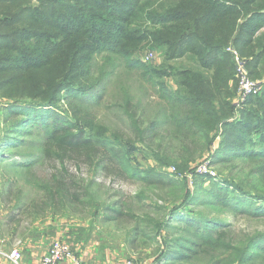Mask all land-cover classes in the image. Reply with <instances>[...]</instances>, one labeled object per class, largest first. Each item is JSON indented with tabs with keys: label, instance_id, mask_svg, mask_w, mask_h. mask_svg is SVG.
Masks as SVG:
<instances>
[{
	"label": "trees",
	"instance_id": "16d2710c",
	"mask_svg": "<svg viewBox=\"0 0 264 264\" xmlns=\"http://www.w3.org/2000/svg\"><path fill=\"white\" fill-rule=\"evenodd\" d=\"M153 3L154 0H0V99L6 100L1 106V118L9 125L0 138V166L7 165L6 172L0 169L1 175L5 173L0 190L4 206L16 200L13 212L37 218H42L38 205L44 206V211L61 209L73 214L85 204L89 206L84 208L86 211L94 209L92 182L73 174L68 168L71 162L76 163L78 171L85 165L90 176L125 172L148 187L176 189L183 202L189 199L187 180L155 168L133 166L130 155L137 150L134 140L110 135L92 111L103 104L116 62L145 66L133 56L141 51L144 41L153 40L168 48L169 60L191 51L200 64V72L174 73L175 90L162 89L165 84L159 83L165 93L161 99L165 101V116H161L181 133L185 151L191 149L190 157L178 159L181 163L159 155H154L155 160L165 166L175 164L177 171L184 173L221 137L218 150L211 154L213 163L230 165L242 161L246 171L238 176L233 189L212 182L211 189H203V198L193 196L187 204L204 203L220 214L227 211L250 220L264 219V86L261 96L247 99L241 120H232L236 116L232 100L237 98L238 82L236 66L227 51L233 45L242 55H250V75L253 79L262 77L264 33L256 35L264 28V0H180L164 13L152 10ZM143 15L151 27L145 36L140 26ZM98 56L110 59L111 72L95 75ZM42 72L46 75L33 82L32 76ZM27 75L29 82L24 79ZM133 97L124 95L122 109L143 140L146 132L160 123H139ZM27 129L35 130L39 138L37 142H25L29 157L18 153L27 157L20 162L6 158L8 152L14 153L12 149L24 147L21 145ZM34 148L40 150L36 162L31 161L36 156L31 152ZM10 159L12 164L7 163ZM40 164L47 165L50 171L44 184L33 183L42 192L40 200L28 202L20 196L15 199L13 194L21 186L22 175ZM10 170L17 172L18 179L9 177ZM196 182L204 183L206 179L197 176ZM112 211L113 221L124 219L120 208ZM176 211L171 218L185 225L181 231L184 238H174L176 226H168L171 234L164 241L173 245L172 254L166 251L169 261L264 264V237L254 236L239 246H231L223 240V229L229 224L190 216L194 212ZM150 220L154 231L155 223ZM204 247L213 250L211 256L201 251Z\"/></svg>",
	"mask_w": 264,
	"mask_h": 264
},
{
	"label": "rangeland",
	"instance_id": "374dc122",
	"mask_svg": "<svg viewBox=\"0 0 264 264\" xmlns=\"http://www.w3.org/2000/svg\"><path fill=\"white\" fill-rule=\"evenodd\" d=\"M179 1L154 0L151 9L163 12L169 5L178 3ZM32 4L36 5L37 2H33ZM150 11L149 9L145 10V12ZM140 26L144 32V36L149 34L151 28L150 23L145 21L144 15L141 17ZM263 33L264 28L257 33L256 37ZM140 47H142L140 49L141 51L134 54L133 58L145 66H131L127 61L126 64L124 62H116L115 73L110 77L111 83H107L108 87L103 104L101 107H94L92 109L94 115L98 117L99 124L107 127L110 135L115 133L126 139H131V141L134 140L133 145L137 150L133 151L130 155L133 166L139 169L155 168L171 175L176 174L181 180H187L190 191L189 199L193 196H197L200 199L203 198V189H211L212 182L220 187L233 189L239 180L238 176L246 170L243 169L244 165L242 161H237L230 165H215L213 163L211 154L218 150L221 137L215 140L210 152H205L196 158L195 162L184 173H179L175 164L165 166L155 160L156 157L154 155H159L168 161L181 163L178 159L190 157L191 149L189 152L185 151L181 133H178L173 128L174 126L172 127V124L169 125L166 122L167 119L162 117L165 116V111L162 107L165 101H161V99L165 96V93H162L161 90H175L176 80L174 73L182 72L183 70L200 72V64L193 59L191 51L185 53L180 58H171L169 60L167 54L168 48L165 45L156 44L153 40L151 42L149 40L144 41ZM151 51L154 53L155 60L153 62H146L144 57ZM227 51L231 54L232 61L236 66L235 77L238 82V94L237 98H234L232 101L237 109L235 110L236 116L232 120L237 121L241 120V112L245 107L247 99L251 95H257L249 94L247 97L239 100L238 95L241 80L239 82V77H237V62L239 67L242 66L247 71L246 78L251 82L259 84V90L261 92L258 95L260 96L263 94L264 74L259 79H253L247 66L251 56L242 55L233 45H230ZM249 51L252 52V49H249ZM108 60L110 59L106 56L96 57V76L113 70ZM45 75V72L34 74L32 81L39 82ZM24 79L26 82H29L31 78L27 75ZM159 83H164L165 88L160 89ZM233 84L235 83L231 82V85ZM126 93L132 97L134 96L135 101L133 105L138 108L136 111L139 123H144L145 125L154 121L160 123L156 129L152 128L147 131L143 140H140V135L130 126L128 116L122 109L124 95ZM1 97L2 94H0ZM4 103H6V100L0 99V138L4 137L5 131L9 126L1 118V106ZM130 107L132 108V104ZM160 110H162V114H159ZM36 135L35 130L27 129V132L24 134L25 139L23 138L25 140L24 145L21 143V146L24 147L21 149H12L11 152H14L12 155H9L7 151L6 158L10 156L12 157V161H25L29 157L25 151L28 150L25 142H37L39 138ZM31 152L36 155L34 158H31V161L36 162L40 150L34 148ZM18 153L25 154L27 157L20 156ZM11 159L7 162L8 164H12ZM6 166L1 165V171L4 170L6 172ZM68 168L73 174H79L85 179L89 178V181L92 182L90 184V193H92V197L93 195L95 197V201L92 203V206L95 205L94 209L86 211L84 208H88L89 206L85 204L81 205L78 211L73 214L62 211L61 209H58V212H54L48 208L44 211V206L38 205L37 212L40 213V217L42 218H37L29 214L13 212L12 210L16 205V200H14L11 206H9L10 203L4 206L3 203L5 202H1L0 199L1 242L4 241L3 243H5V239L9 241V244H15L20 241L22 246V240H24L22 233L32 227L35 222H40L41 224L54 222L56 225H60L54 237L57 235L60 236L54 239L67 241L72 246H113V249L119 255L124 254V261L133 260L137 264H176V262L168 260L169 256L166 253L167 250L171 253L173 245L171 246L170 243L164 241V237H168L171 234L169 233L171 230H168L169 225L176 226L172 231L174 233L173 236H175L174 238H184V234L181 231L184 230L185 225L175 223L177 221L171 218L174 210L181 213L194 212L190 216L203 217L207 221L217 220V222L229 224V226H225L223 229L225 231L223 232V240H225V244H230L231 246H239L243 241L248 242V239L254 236L264 237V219L250 220L246 216H235L227 211L221 212L220 214L219 212L213 211L210 206H206L204 203H202V206L188 205L187 202L189 199L184 202L181 201V193H178L176 189L169 190L159 187H148L135 178H131L125 172L123 175L98 173L94 177L89 175L85 165L82 166L81 171H78L76 163L71 162L68 164ZM246 168L248 170V167ZM205 169L206 172H199ZM16 173V171L10 170L9 177L13 176V181L14 179H18L15 176ZM49 174L50 171L47 165H36L30 173L22 175L20 179L21 186L14 191L13 197L17 199L20 196L22 200L28 202L32 200L39 201L42 192L35 188L33 183L39 181L44 184ZM4 175L5 173L0 174V190L2 189V177ZM196 175L205 178L206 182H201L200 184L198 182L195 183ZM175 194H178L177 198L174 197ZM176 200H179V202L174 204ZM114 208L116 210L117 208L122 210L125 216L123 220L118 222L113 221L112 217L114 216V212L112 210ZM23 212L25 213V211ZM150 219L155 223L156 228L154 231ZM135 230H138L140 234L137 235ZM230 241H233V243H230ZM201 251L209 253L211 256L213 250L204 247ZM190 264L200 263L195 261ZM206 264L212 263L209 260Z\"/></svg>",
	"mask_w": 264,
	"mask_h": 264
},
{
	"label": "crops",
	"instance_id": "0c3cea01",
	"mask_svg": "<svg viewBox=\"0 0 264 264\" xmlns=\"http://www.w3.org/2000/svg\"><path fill=\"white\" fill-rule=\"evenodd\" d=\"M35 223L22 233L24 237L23 244L20 246L22 264H40L48 254L54 238L60 236L54 237L60 225H56L54 222ZM3 242L0 241V264H14L9 258V254L15 244H9L7 239H5V243ZM72 248H75V253L83 264H124L125 262L124 254L119 255L113 246H72ZM65 264H69V262Z\"/></svg>",
	"mask_w": 264,
	"mask_h": 264
},
{
	"label": "built area",
	"instance_id": "2783aa9c",
	"mask_svg": "<svg viewBox=\"0 0 264 264\" xmlns=\"http://www.w3.org/2000/svg\"><path fill=\"white\" fill-rule=\"evenodd\" d=\"M144 58L146 62H153L155 60V56L152 51L148 52ZM246 72L245 68L242 66L239 67L237 62V77H239V82L241 80V86L239 85V100H242V98L247 97L249 94H258L261 92V90H259V84L251 82L246 78ZM199 172H206V169ZM20 246V241L15 243L13 250L9 254V258L14 264H22ZM66 262H69V264H83L69 242L61 239H55L48 254L42 259L40 264H65ZM124 264L137 263L133 260H126Z\"/></svg>",
	"mask_w": 264,
	"mask_h": 264
}]
</instances>
